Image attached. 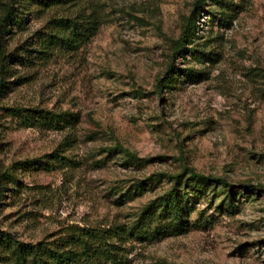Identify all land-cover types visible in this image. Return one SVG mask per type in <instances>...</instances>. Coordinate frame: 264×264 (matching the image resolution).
<instances>
[{"label":"rangeland","instance_id":"1","mask_svg":"<svg viewBox=\"0 0 264 264\" xmlns=\"http://www.w3.org/2000/svg\"><path fill=\"white\" fill-rule=\"evenodd\" d=\"M195 2L0 0V234L73 264H264V0H200L189 32Z\"/></svg>","mask_w":264,"mask_h":264},{"label":"trees","instance_id":"2","mask_svg":"<svg viewBox=\"0 0 264 264\" xmlns=\"http://www.w3.org/2000/svg\"><path fill=\"white\" fill-rule=\"evenodd\" d=\"M13 1H16V0H13ZM32 1L35 2L36 4L46 6V5L56 4V3H69L71 1L72 3H77L82 0H32ZM201 12H202V4L200 0H196L191 10V14L188 17L187 22H186L187 25L189 26V32L193 31L195 27V22L198 21L199 18L202 17ZM16 17L17 15L14 12L12 3H6L2 19L3 20L8 19L12 23L14 22L18 23L19 20H17ZM67 26L70 28V31H71L70 36L64 37V36H60L57 34H48L49 39L43 40L44 42L43 47L45 49L43 52L45 54L53 53L55 50H57L58 47L64 48V47L69 46L71 48L70 50L77 49L81 44V38L87 37L88 34L94 35L98 30L99 24H98V20L96 19L94 15V11H92L90 15L88 16V19L84 21V23L79 22V21H70L67 23ZM82 27H83L84 32H81L80 30H78V29H82ZM183 37H182V40L185 41L187 39L185 37L187 36L183 35ZM176 44L178 45L177 52L179 54H183L184 52H181L183 45L180 42H177ZM3 71H5V69L2 70L1 72L2 74H3ZM4 88H6V81L3 78V76H1V79H0V94L1 95L4 93ZM126 153L129 154L128 152ZM190 172L193 177L199 178L202 181L209 179L210 181H213V182L219 181L223 183L224 185L229 186L226 180L221 179L219 177L199 175L193 169L192 170L190 169ZM0 177L3 178V176H0ZM254 189L264 190V189H260L256 187H254ZM144 233L149 236L155 233L153 236H157V237H158L157 234H160L161 236L158 237L160 238L167 234V228L164 226V227L156 228L155 231L150 229V230L144 231ZM0 251L6 252V257L11 264H73V263L68 262L56 250L44 247L40 245V243L33 245V244L18 241L12 238L10 235L3 233V232L0 234Z\"/></svg>","mask_w":264,"mask_h":264}]
</instances>
